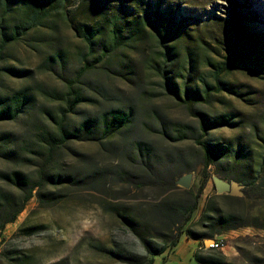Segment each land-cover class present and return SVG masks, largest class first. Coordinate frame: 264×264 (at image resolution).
I'll list each match as a JSON object with an SVG mask.
<instances>
[{"label":"rangeland","instance_id":"obj_1","mask_svg":"<svg viewBox=\"0 0 264 264\" xmlns=\"http://www.w3.org/2000/svg\"><path fill=\"white\" fill-rule=\"evenodd\" d=\"M51 2L45 25L0 54V109L16 106L18 90L30 96L17 117L0 120V264H200L196 252L213 264H264V64L221 72L232 92L213 91L191 106L166 90L156 68L163 47L149 28L103 61L91 56L81 72L88 49L73 26L92 23L107 42V25L90 0ZM156 2L184 13L192 27L177 42L170 75L180 85L215 83L214 71L235 39L228 1ZM252 4L264 13V0ZM70 79L87 100L64 115L74 136L55 141L68 109L57 92L66 91ZM111 109L129 114V121L105 134L104 113ZM221 115L230 123L207 126ZM205 168L210 178L184 229L222 245L207 248V238L199 239L202 247L193 254L196 245L185 240L167 258L154 256L147 246L169 247L192 202L177 180L192 172L196 187ZM214 175L241 179L244 195L218 194ZM32 186L23 211L7 222Z\"/></svg>","mask_w":264,"mask_h":264},{"label":"trees","instance_id":"obj_2","mask_svg":"<svg viewBox=\"0 0 264 264\" xmlns=\"http://www.w3.org/2000/svg\"><path fill=\"white\" fill-rule=\"evenodd\" d=\"M229 3V22L234 33L235 39L230 41L226 46V61L221 63L219 69L214 71L215 83L204 82L203 86H192L187 82L183 85L177 83L170 75L172 70L170 65L173 59L178 55L177 42L183 37L189 36L188 30L192 27L187 26V16L184 13L179 15L177 9L172 5L164 6L156 0H120L117 5L100 0L89 2V7L100 14L101 20L107 25L108 41H103L101 36L102 29H98L96 25L78 21L73 28L77 35L82 37L87 46V51L81 59L82 69L84 72L90 68L92 63L91 56L97 55L99 61H103L116 49L128 46L129 39L141 35L147 28L153 32V37L163 47L160 53L163 56L162 61L156 66L164 78L166 90L174 94L177 98L184 100L189 105H194L200 100H206L213 91H228L232 92L229 87L230 83L220 78L221 72L230 71L233 69L255 70L256 66L264 64V13H262L252 0H227ZM62 2V0H61ZM51 0H0V54L5 50L6 46L11 42L21 40L29 31L45 25L47 16V7L51 4ZM172 6V7H171ZM18 12L20 18L14 22H7V17L12 13ZM175 42V43H174ZM101 53H97L98 49ZM54 58V57H51ZM194 62V61H193ZM191 60V70L194 68ZM8 70L18 73L25 72L24 70L8 67ZM191 77L189 76L188 79ZM61 99H64L68 104V109L63 113L58 121V136L55 141H66L74 136L75 132L69 131L64 127V115L67 114L73 106L86 101L83 93L74 86L73 79L69 80L68 89L64 92H57ZM184 95V97H182ZM12 100L16 106L7 105L0 109V120L15 118L26 108L30 101V96L26 90H18ZM129 121V114L124 113L120 109H111L104 113V133H112L122 126H125ZM230 119L227 115H221L209 123V128L218 127L224 124H229ZM208 157V154H207ZM210 160V159H209ZM206 161V165L210 162ZM19 175V173H16ZM227 179L226 176H222ZM210 178L206 168L199 176L196 187H192L187 191L191 194V204L187 206L181 214L180 225L176 234L170 240L169 247L153 249L152 246L147 248L154 254L163 255L164 259L176 251L177 246L181 242L182 234L188 233L190 237L205 239L211 235L207 233L193 232L190 229H184L185 225L192 219L193 214L198 208L200 197ZM236 181L242 180L236 178ZM164 180H159L158 184H166ZM36 186H32L25 195L24 203L21 205L7 222H15L17 216L25 208V203L33 196L32 192ZM216 210V209H215ZM225 217L221 215V219ZM223 242V241H222ZM195 259L198 263L216 262L210 257L201 256L200 253H195Z\"/></svg>","mask_w":264,"mask_h":264},{"label":"water","instance_id":"obj_3","mask_svg":"<svg viewBox=\"0 0 264 264\" xmlns=\"http://www.w3.org/2000/svg\"><path fill=\"white\" fill-rule=\"evenodd\" d=\"M192 179H193V173L188 172V173L182 175L177 180V183L180 186H183L186 189H189L192 186ZM213 182H214V186H215L218 194L227 193V194H231L234 196H243L244 195L243 188L245 185L240 183L239 181H236V180L230 181V180L223 178L220 175H214L213 176ZM214 243H215L214 238L205 239V245L207 248H210V246Z\"/></svg>","mask_w":264,"mask_h":264},{"label":"crops","instance_id":"obj_4","mask_svg":"<svg viewBox=\"0 0 264 264\" xmlns=\"http://www.w3.org/2000/svg\"><path fill=\"white\" fill-rule=\"evenodd\" d=\"M187 241V243H190V244H193V245H196V248H194L193 249V254L198 250V249H200L201 247H202V245H201V241L199 240V239H197V238H188V237H186L185 239L183 238V239H181V241ZM181 243V242H180ZM179 243V244H180ZM203 244L205 245V240H204V242H203ZM205 247H206V245H205ZM193 257H194V255H193ZM196 261V260H195ZM197 262V261H196Z\"/></svg>","mask_w":264,"mask_h":264},{"label":"built area","instance_id":"obj_5","mask_svg":"<svg viewBox=\"0 0 264 264\" xmlns=\"http://www.w3.org/2000/svg\"><path fill=\"white\" fill-rule=\"evenodd\" d=\"M222 245V239L215 238V243L212 244L210 247L219 248Z\"/></svg>","mask_w":264,"mask_h":264},{"label":"bare ground","instance_id":"obj_6","mask_svg":"<svg viewBox=\"0 0 264 264\" xmlns=\"http://www.w3.org/2000/svg\"><path fill=\"white\" fill-rule=\"evenodd\" d=\"M212 248H214V247H212Z\"/></svg>","mask_w":264,"mask_h":264}]
</instances>
